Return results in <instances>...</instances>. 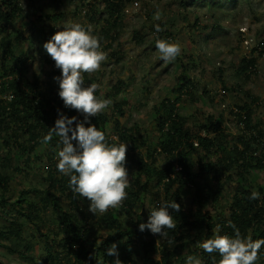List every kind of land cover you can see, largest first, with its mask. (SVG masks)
<instances>
[{"label": "trees", "instance_id": "trees-1", "mask_svg": "<svg viewBox=\"0 0 264 264\" xmlns=\"http://www.w3.org/2000/svg\"><path fill=\"white\" fill-rule=\"evenodd\" d=\"M103 1L108 19L100 40L112 36V28L119 24L127 6L126 0ZM220 1L214 0V3ZM22 12L19 0H0V150L4 151L0 152V211L7 215V224H0V248L25 264H113L116 257L107 255V249L113 243L117 244L122 264H139L140 260L142 264H186L192 253L200 257L201 264H218L220 255L208 254L199 244L217 232L234 237L235 231L229 221L243 238L264 239V189H258L259 199L250 200L254 190L248 177L252 170H264V130L256 129L253 110L248 104L238 106L239 112L232 111L242 124L234 145L229 141L232 135L227 131L222 114L218 117L210 113L189 125L188 118L178 112L177 106L185 95L192 101L198 98L193 91L195 84L187 75H183V82L174 88L176 98H165L163 111L157 108L156 128L160 136L155 143L148 142L139 126L122 124L127 101L115 99L122 91L123 82L107 94V99H114L117 116L104 110L91 118V124L105 132L109 145L127 144L125 166L133 175V185L126 190L127 198L122 207L110 208L103 214L91 213L88 210L90 202L73 193L69 187L70 177L57 169L59 138L54 135L49 143H42L43 137L55 125L58 110L68 117L76 116L78 120H83V116L66 108L58 95L59 84L53 82V77L55 73L61 76L60 70L52 71L48 80L36 73L30 76V55L17 51L18 44L26 37L22 32L15 34L10 30ZM35 15L38 21H57L65 14L55 11L46 15L36 12ZM35 29L45 34L43 29ZM261 45L255 48L259 49V57L252 55L241 59L236 68L237 75L251 77L259 58L264 57V44ZM110 122L115 138L107 129ZM145 147L146 154H143L141 149ZM12 152L17 161L24 163L21 166H25L15 167L18 172L28 174L31 161L35 160L43 162L46 173L34 186L21 189L14 200L10 194V177L4 171L6 164L14 160ZM158 153L168 159L162 167L156 165ZM224 177L236 178L238 183L228 202V214L219 212L221 210L214 214L206 209V205L209 202L217 204L224 197ZM184 187L194 191L196 208H185ZM154 188L164 192V201L174 200L181 205L178 213L169 209L177 223V228L169 231L174 246H169L166 239L159 243L157 238L161 236L150 230H139V225L146 224L148 219L143 213H137L138 203L144 195H151ZM50 212L53 221L45 220ZM121 216L126 218L123 220L127 227ZM32 228L39 233L43 244L38 252L28 239ZM190 243L195 244L194 251L188 247ZM257 261L264 264V246ZM0 264H4L2 260Z\"/></svg>", "mask_w": 264, "mask_h": 264}, {"label": "rangeland", "instance_id": "rangeland-1", "mask_svg": "<svg viewBox=\"0 0 264 264\" xmlns=\"http://www.w3.org/2000/svg\"><path fill=\"white\" fill-rule=\"evenodd\" d=\"M19 2L23 6V12L10 30L15 34L22 32L26 37V40L18 44L17 51L30 55V76L36 73L43 80H48L52 71L59 70L43 48L44 43L55 32L79 23L99 38L108 19L103 0ZM126 5L119 24L111 27L112 36L100 40V48L107 54V60L102 63L99 71L82 73L85 87L91 83L98 84V98L107 99V94L123 82L122 91L115 100L127 101L126 115L121 117L124 126H139L148 142L155 143L160 136L156 128L157 108L163 111L162 101L167 97L176 98L174 88L180 86L183 82L181 77L187 75L195 84L193 91L198 100L192 101L185 95L177 106L178 112L188 118L189 125L203 120L207 114L214 113L218 117L222 114L227 131L232 135L229 141L234 145L237 142L235 137L242 131V124L232 111L239 112L238 106L248 104L253 110L252 118L256 129L264 130V57L259 58L250 78L243 74L237 75L236 71L243 57H259V49L255 48L264 44V0H222L219 3H214V0H126ZM55 11L64 12V17L57 21H38L35 15L36 12L46 15ZM157 12L159 19L155 18ZM94 14L95 19L92 17ZM157 25L162 29L159 33L155 31ZM36 27L43 29L45 34L36 31ZM161 35L163 36L160 37ZM157 39L179 43L180 55L172 62L163 61L156 48ZM54 77L59 76L55 73ZM54 77L53 82L58 84ZM110 100L112 103L105 111L117 116L114 99ZM112 128L113 123L110 122L107 129L115 138ZM141 151L146 154V147ZM12 155L14 160L11 164H6L4 171L10 177V194L14 200L21 189L34 186L46 173L43 162L35 160L31 161L28 174L18 172L15 167L24 168V165L21 166L24 163L17 161L13 152ZM16 156L18 159L17 153ZM193 157L197 160L196 154ZM156 158V165L160 167L168 162L164 154L158 153ZM248 177L254 191L264 189V170H252ZM129 179L130 185H133L132 174H129ZM222 181L224 197L217 204L209 202L206 205V209L214 214L219 210L228 214V202L238 183L236 178L229 180L224 177ZM193 192L187 187L182 189L185 208L197 207ZM152 194L144 195L138 203L137 213H143L147 219L150 211L159 207L165 199L164 192L158 188H154ZM6 218L7 215L0 211V224H7ZM47 218L54 220L51 212L47 213L45 220ZM123 219L126 218L122 217V221L127 227L128 224ZM28 239L35 244L36 252L43 248L40 235L34 228L29 230ZM157 240L162 243L165 239L159 237ZM188 247L194 251L195 244L190 243ZM191 256L200 260L196 253ZM157 259H160V255H157ZM0 260L4 264H25L2 248ZM142 263L140 260L139 264ZM255 264L263 263L256 261Z\"/></svg>", "mask_w": 264, "mask_h": 264}, {"label": "clouds", "instance_id": "clouds-1", "mask_svg": "<svg viewBox=\"0 0 264 264\" xmlns=\"http://www.w3.org/2000/svg\"><path fill=\"white\" fill-rule=\"evenodd\" d=\"M155 18H160L159 12ZM155 31L159 33L162 29L157 25ZM43 48L61 71V76L54 77V80L59 84L58 95L64 106L76 110L83 120H78L76 116L68 117L58 110L55 125L43 137L42 143H49L54 135L59 138L57 169L70 177L69 187L73 193L90 202L88 210L91 213L103 214L110 208H120L130 187L129 172L125 166L127 144L109 145L105 132L91 124V118L107 109L112 101L97 97L98 84L91 83L85 87L82 75L99 71L107 60V54L100 48V39L81 24L74 23L55 32ZM156 48L165 62L174 61L181 53L179 43L164 39H157ZM259 198L260 194L256 191L249 196L250 200ZM169 209L178 213L181 205L174 200L161 202L158 208L150 211L147 223H141L139 230H150L173 246L174 239L169 238V231L175 230L177 223ZM228 224L235 231L234 237L217 232L199 247L208 254L218 253L221 257L218 264H255L264 239L243 238L231 221ZM107 255L116 257L113 264H122L116 243L107 249ZM186 264H201V261L190 255Z\"/></svg>", "mask_w": 264, "mask_h": 264}]
</instances>
